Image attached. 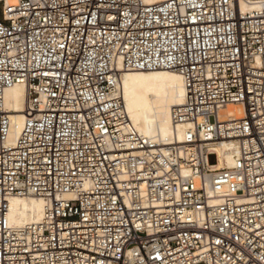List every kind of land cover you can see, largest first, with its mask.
Returning <instances> with one entry per match:
<instances>
[{"label": "built area", "instance_id": "2783aa9c", "mask_svg": "<svg viewBox=\"0 0 264 264\" xmlns=\"http://www.w3.org/2000/svg\"><path fill=\"white\" fill-rule=\"evenodd\" d=\"M159 70L184 81L171 145L121 89ZM15 197L42 221L12 226ZM0 264H264V0H1Z\"/></svg>", "mask_w": 264, "mask_h": 264}, {"label": "bare ground", "instance_id": "6f19581e", "mask_svg": "<svg viewBox=\"0 0 264 264\" xmlns=\"http://www.w3.org/2000/svg\"><path fill=\"white\" fill-rule=\"evenodd\" d=\"M166 1L168 0H146V3ZM252 7L253 5L243 6V10ZM121 89L127 113L142 136L155 142H170L165 145L183 140L184 127H176L172 120L173 109L183 102L185 96L184 81L178 72L159 70L128 73L122 78ZM25 96L26 88L23 85L15 86L5 93L6 109L11 114L10 144L18 138L25 120ZM243 115V109L236 105L229 106L221 113L224 119H240ZM227 162H231L229 157ZM43 215L44 202L40 199L15 197L9 200L8 218L12 226L40 222Z\"/></svg>", "mask_w": 264, "mask_h": 264}, {"label": "rangeland", "instance_id": "374dc122", "mask_svg": "<svg viewBox=\"0 0 264 264\" xmlns=\"http://www.w3.org/2000/svg\"><path fill=\"white\" fill-rule=\"evenodd\" d=\"M151 100H153V97L151 96ZM210 162L212 163V164H215L216 163V158L215 157H211L210 158Z\"/></svg>", "mask_w": 264, "mask_h": 264}]
</instances>
